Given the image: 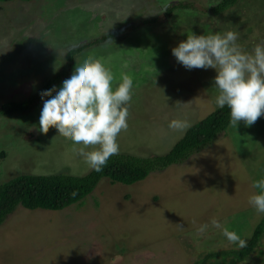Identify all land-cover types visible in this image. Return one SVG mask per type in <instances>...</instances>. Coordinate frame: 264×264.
Returning a JSON list of instances; mask_svg holds the SVG:
<instances>
[{
  "label": "rangeland",
  "instance_id": "1",
  "mask_svg": "<svg viewBox=\"0 0 264 264\" xmlns=\"http://www.w3.org/2000/svg\"><path fill=\"white\" fill-rule=\"evenodd\" d=\"M220 1L96 0L97 20L91 21L104 25L100 28L86 23L93 15L75 0L0 1V105L40 98L29 111L0 116V153L23 137L32 149L0 156V185L25 174L85 175L90 166L73 151V143L56 138L55 128L42 133L39 121L40 93L53 86L59 90L89 55L103 58L115 84L121 73L133 77L128 129L118 136L119 153L167 154L189 129L171 130V120L193 126L219 108L216 71L188 70L172 49L191 32L238 31V44L248 53L264 42V0H242L214 14L212 7ZM176 3L190 6L167 17L166 10ZM102 11L108 14L104 23L99 21ZM108 39L113 45L105 46ZM82 47L69 63L68 53ZM35 124L44 136L41 141L52 136L59 141L34 151ZM28 130L33 135H22ZM261 178L264 115L252 126L243 121L230 125L210 147L135 184L104 178L86 199L61 211L19 206L0 226V264H196L213 252L241 249L226 239L225 229L250 241L264 218L248 202L258 191L252 183ZM213 218L219 226L211 223ZM203 224L208 227L201 232ZM260 240L242 264H264V232ZM223 260L218 256L207 264Z\"/></svg>",
  "mask_w": 264,
  "mask_h": 264
},
{
  "label": "clouds",
  "instance_id": "2",
  "mask_svg": "<svg viewBox=\"0 0 264 264\" xmlns=\"http://www.w3.org/2000/svg\"><path fill=\"white\" fill-rule=\"evenodd\" d=\"M239 37L238 31L208 35L191 32L186 41L172 49L176 61L186 69L216 71V104L230 109V124L236 127L241 121L252 126L264 115V42L248 53L239 46ZM108 45H113L111 39L105 41V46ZM114 84L115 76L103 58L89 55L59 90L53 86L40 93L43 102L40 131L47 134L50 128L57 129L60 136L73 143V151L97 173L103 171L110 157L119 154L118 136L128 129L133 77L121 73V81ZM168 127L186 131L191 124L173 119ZM252 188L258 191L249 197V205L264 213V178L254 181ZM75 195L73 192L72 196ZM211 223L219 226L216 218ZM207 227L208 224H203L198 230L202 232ZM223 234L230 243L247 247V242L235 232L225 229Z\"/></svg>",
  "mask_w": 264,
  "mask_h": 264
},
{
  "label": "trees",
  "instance_id": "3",
  "mask_svg": "<svg viewBox=\"0 0 264 264\" xmlns=\"http://www.w3.org/2000/svg\"><path fill=\"white\" fill-rule=\"evenodd\" d=\"M240 1L242 0H221L217 5L212 7V11L214 14L224 13L236 6ZM189 6L186 3L170 5L166 10L167 17L171 16L177 8H188ZM83 49L84 47L71 50L67 56L68 62L72 63L76 55ZM57 81H53L52 84H57ZM52 84H48L47 88L52 86ZM39 100L40 98L31 97L29 100L22 102H5L0 105V116L8 117L13 114L29 111ZM230 125V109L227 106L224 108L219 107L209 116L191 126L167 154L141 157L119 153L109 158L103 171L97 173L91 167H88L87 172L82 176L57 173L51 175L25 174L12 178L0 185V226L4 224L8 216L14 213L19 206L28 210L61 211L86 199L94 192L100 181L104 178L109 179L112 184L132 185L145 180L151 173L163 172L173 165L182 164L195 153H199L201 150L213 145L219 135L226 131ZM34 127L32 128L34 129L32 132L37 131L38 133L37 139L34 140L32 138L31 142L34 151L40 149V146H42L43 152L47 145L56 144L59 140L64 142V138L60 135L56 137L59 140L52 136L49 141L43 142L41 138L44 136L38 130H35L38 127L36 124ZM30 130L22 133V135H27L30 133ZM31 135L33 134L30 133ZM52 141L53 143H51ZM8 145L10 146L9 148H4L1 151V157L8 155L7 150H17V148L22 150L24 148L27 153L32 150L28 141L24 140V137L22 141L19 140L16 141V144ZM73 192H76L75 197L72 196ZM263 232L264 218L262 223L255 229L252 238L247 243V247L238 250L213 252L206 255L203 261L201 260L196 264H207L208 260L218 256L224 259L223 264H230L231 262L232 264H242L250 258L254 249L259 246ZM262 245L264 244L262 243Z\"/></svg>",
  "mask_w": 264,
  "mask_h": 264
},
{
  "label": "crops",
  "instance_id": "4",
  "mask_svg": "<svg viewBox=\"0 0 264 264\" xmlns=\"http://www.w3.org/2000/svg\"><path fill=\"white\" fill-rule=\"evenodd\" d=\"M31 1H33V0H31ZM1 2H9V1H1ZM77 2H78V3H77ZM95 2H96V0H93L92 2H90V0H83V3H81L80 0H75V3H77V6H78V7H80V6H84V7H88V9H90V12H91V15H93V18L91 17V18L89 19V22H86V23L89 24V26H90V25H94V27L96 26L97 28L104 27V25H102V24H100V27H98L97 24H96V21H95L94 23L91 21L92 19L97 20V19H96V15H97L96 12H98V11H96ZM91 6H93L94 9H92ZM115 8H116V6L113 7V9H115ZM81 10L84 11V8L81 7ZM99 13H100V12H99ZM94 14H95V15H94ZM107 17H108V14H107L105 11H102V12H101V16H99V21L102 22V23H104V21L106 20ZM227 264H228V263H227Z\"/></svg>",
  "mask_w": 264,
  "mask_h": 264
}]
</instances>
